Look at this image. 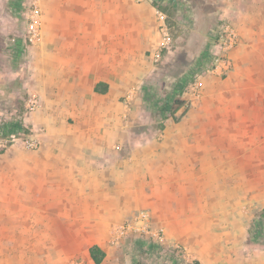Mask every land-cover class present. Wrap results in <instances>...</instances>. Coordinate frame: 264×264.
I'll list each match as a JSON object with an SVG mask.
<instances>
[{"label":"crops","instance_id":"obj_1","mask_svg":"<svg viewBox=\"0 0 264 264\" xmlns=\"http://www.w3.org/2000/svg\"><path fill=\"white\" fill-rule=\"evenodd\" d=\"M27 1L0 0V57L13 59L0 98L22 88L40 105L16 114L36 147L0 153V264H94L93 246L117 264L128 236L110 239L141 212L185 263L264 264V0H202L238 33L230 69L204 71L198 97L189 86L155 117L138 91L160 0H40L35 46Z\"/></svg>","mask_w":264,"mask_h":264},{"label":"rangeland","instance_id":"obj_2","mask_svg":"<svg viewBox=\"0 0 264 264\" xmlns=\"http://www.w3.org/2000/svg\"><path fill=\"white\" fill-rule=\"evenodd\" d=\"M159 3L160 8L164 9L162 12L166 16L171 45L161 52L158 61L152 62L153 73L148 78V83L142 84L138 91L139 95H143L148 104V107L142 106V112L148 109L147 111L154 117L160 115L157 112L160 113L158 108L161 107L166 108L163 111L164 115L168 112L171 113L172 88L174 86H171V84L173 82L188 80L194 74L207 71L216 64V58L218 57L216 56L217 36L222 24L226 22L224 19H219V14L209 16L210 10H212L210 2L205 3L202 0H160ZM17 32L15 28L14 35L9 38L10 44H15L11 40L16 38ZM4 51L5 54H2L0 60L6 59V62L11 64L13 60L11 51H8V49ZM210 59L213 60L211 66L208 64ZM199 61H203V66L199 65ZM206 65L210 66L207 70L204 68ZM218 77L222 78L224 74L218 75ZM19 89H6L3 99L0 98V125L8 126L17 118L16 114L23 108L28 95L24 89ZM160 121L154 119L151 129L153 127L154 129L160 128L159 125H162ZM140 238L148 239L144 236H128L122 248L121 256L118 257L117 264H189L179 259L180 256L174 258L170 254L164 255L161 250L165 247L157 244L154 246L151 240L148 242L143 239L141 248H134V243L137 240L141 241ZM107 264H113V262L110 260Z\"/></svg>","mask_w":264,"mask_h":264},{"label":"built area","instance_id":"obj_3","mask_svg":"<svg viewBox=\"0 0 264 264\" xmlns=\"http://www.w3.org/2000/svg\"><path fill=\"white\" fill-rule=\"evenodd\" d=\"M40 0L27 1V14H26V30L25 42L28 46H35L40 44L42 40L41 33V14H40ZM157 21L159 23V40L156 50L152 54V60L158 61L161 52L171 45L170 31L166 23V16L160 11H156ZM238 43V33L236 29L229 23L224 22L218 32L217 36V53L216 64L205 72L215 75H223L230 69V61L227 53L232 50ZM203 73V72H202ZM200 73V75L202 74ZM190 89L193 97L199 96L200 86L197 81L191 84ZM38 97L34 94H29L24 102V108L27 113L36 111L39 108ZM16 142H21L26 148L34 149L36 141L33 138L26 136H0V153L6 151L10 145ZM129 235L144 236L151 240L152 245L164 246L165 250H178V246H173L167 243L162 230L154 229L150 226L149 216L146 212H141L135 216L131 221L120 224L114 236L110 239V243L117 244L121 239ZM169 249V250H168ZM71 264H81L80 262H71Z\"/></svg>","mask_w":264,"mask_h":264},{"label":"trees","instance_id":"obj_4","mask_svg":"<svg viewBox=\"0 0 264 264\" xmlns=\"http://www.w3.org/2000/svg\"><path fill=\"white\" fill-rule=\"evenodd\" d=\"M162 9V8H160ZM163 10V9H162ZM212 58V55H211ZM211 62V63H210ZM213 63V60L210 59L208 64L211 66ZM207 64V65H208ZM199 65L203 66V61H199ZM205 66V70L208 69L210 66ZM201 72V71H200ZM200 72L193 75L192 78H189L188 80H184L182 83H180L177 87H175V96H173V103L171 105V111L178 109L184 104V101L181 100V95L183 92H185L188 87L195 82V79L198 77ZM173 94V95H174ZM160 128H162V125H159ZM29 135V128L25 121V118L20 115L19 118H16L13 122H11L8 126L6 125H0V136H15V137H22V136H28ZM161 252L164 255H168L169 251L161 250ZM89 256L90 259L94 264H101L104 259V253L96 246H93L89 249Z\"/></svg>","mask_w":264,"mask_h":264}]
</instances>
